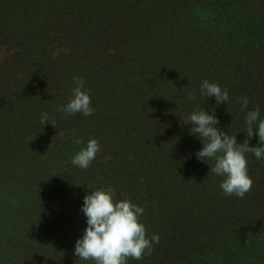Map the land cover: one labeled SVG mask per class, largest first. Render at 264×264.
Wrapping results in <instances>:
<instances>
[{"label":"rangeland","instance_id":"374dc122","mask_svg":"<svg viewBox=\"0 0 264 264\" xmlns=\"http://www.w3.org/2000/svg\"><path fill=\"white\" fill-rule=\"evenodd\" d=\"M226 57L240 70L235 81L218 67ZM80 77L94 112L66 117L57 109ZM204 80L230 100L202 97ZM256 108L264 120V0H0V264H95L74 247L87 227L84 196L109 188L141 206L139 222L160 237L127 264H235L247 242L264 239V160L245 153L252 189L224 195L214 159H197L203 144L181 121L214 113L242 144ZM100 116L113 131L101 142ZM78 123L92 133L67 132ZM91 139L109 154L81 169L71 160ZM136 150L140 181L123 155Z\"/></svg>","mask_w":264,"mask_h":264},{"label":"clouds","instance_id":"9594fccd","mask_svg":"<svg viewBox=\"0 0 264 264\" xmlns=\"http://www.w3.org/2000/svg\"><path fill=\"white\" fill-rule=\"evenodd\" d=\"M74 79L76 86L72 90V98L57 111H63L66 117L76 113L90 116L94 109L89 94L82 90L84 80L82 77ZM199 94L204 98L214 97L217 105L230 100L227 90L208 80L201 83ZM189 97L195 99V94L190 92ZM238 103L241 112L248 109L247 97L240 98ZM48 120L47 113L40 118L44 125L48 124ZM181 123H191L190 134L197 136L203 144L195 153L197 159L206 163L214 159L210 171L224 177L219 184L224 195L243 198L251 191L253 180L248 174L245 153H253L257 159L264 160V120L259 119V108L246 112V127L242 130L246 137L242 144L237 142L236 135H229L216 127L219 120L214 113L193 111ZM52 125L55 127L54 123ZM255 134H258L259 146L250 147L249 140ZM99 151L98 142L91 139L72 157L71 163L87 169ZM114 197L115 192L111 188L91 191L84 196L81 211L86 217L87 227L74 247V255L79 259L92 260L95 264H127L129 258L141 260L145 255H151L153 244L159 243V235L154 233L149 237L145 226L139 222L144 209L129 200L116 201Z\"/></svg>","mask_w":264,"mask_h":264},{"label":"trees","instance_id":"16d2710c","mask_svg":"<svg viewBox=\"0 0 264 264\" xmlns=\"http://www.w3.org/2000/svg\"><path fill=\"white\" fill-rule=\"evenodd\" d=\"M218 67H225V69L227 71H230L231 74L228 76L229 79H232L233 81H235L236 79L239 78V69H236V66L234 65V61L230 58V59H225V61H221ZM108 119L104 118V117H98L97 121H96V125L95 127H93V129L95 128V134H96V138L97 141L101 142V134L104 131H112L109 130V124H108ZM78 123L76 126H70L69 128H76L74 131H72V129L67 130L68 133H72L73 135H75L77 132H81L82 134L80 135L81 138L85 137L86 132L88 133H92V130H87V131H82L81 129H78L79 127ZM87 126V125H84ZM113 132V131H112ZM79 136V134H78ZM87 139V138H85ZM90 139V137H89ZM88 140H83L84 143H87ZM127 148H133L131 146L128 147H124L125 151ZM108 149V148H107ZM106 148H100V151L97 153L100 155V157L102 156H106L108 155L109 151H107ZM122 151V152H123ZM71 154L74 155L73 152H71ZM124 156H127L129 162H130V166L127 167L126 169L129 171V174H131L133 177L136 176V179L138 178V181H140L142 178H147V173L146 170H144V165L142 164V160H143V152L141 150H136L135 152H131L128 151L126 153H123ZM110 157H107L106 159H109ZM140 164L142 165V168L140 170L139 167ZM140 174V175H139ZM152 177V176H151ZM264 256V239L261 240H252L246 243V247H245V253L241 254L238 259L236 260L235 264H256L255 261V257H263Z\"/></svg>","mask_w":264,"mask_h":264}]
</instances>
